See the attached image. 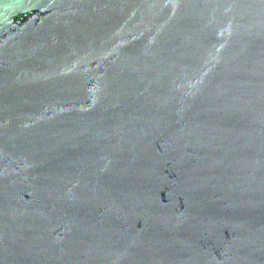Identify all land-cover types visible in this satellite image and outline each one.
I'll return each instance as SVG.
<instances>
[{"label":"water","instance_id":"obj_1","mask_svg":"<svg viewBox=\"0 0 264 264\" xmlns=\"http://www.w3.org/2000/svg\"><path fill=\"white\" fill-rule=\"evenodd\" d=\"M0 264H264V0H0Z\"/></svg>","mask_w":264,"mask_h":264}]
</instances>
